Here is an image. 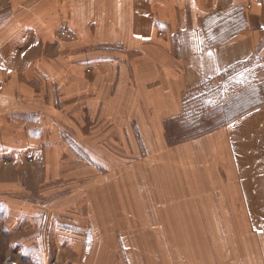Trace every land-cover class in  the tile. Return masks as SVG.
Segmentation results:
<instances>
[{"label": "crops", "instance_id": "crops-1", "mask_svg": "<svg viewBox=\"0 0 264 264\" xmlns=\"http://www.w3.org/2000/svg\"><path fill=\"white\" fill-rule=\"evenodd\" d=\"M236 7L248 8L246 30L197 51L202 21ZM262 43L264 0H0L5 253L21 264H264V105L215 136L220 156L201 182L190 168L181 182L176 156L156 214L143 200L133 237L132 219L100 214L86 233L83 212L68 210L79 207L87 160L110 158L116 137L132 145L134 127L158 128L180 111L182 89Z\"/></svg>", "mask_w": 264, "mask_h": 264}, {"label": "rangeland", "instance_id": "rangeland-1", "mask_svg": "<svg viewBox=\"0 0 264 264\" xmlns=\"http://www.w3.org/2000/svg\"><path fill=\"white\" fill-rule=\"evenodd\" d=\"M247 10V7H236L225 12L215 11L202 21L203 41L197 51L228 43L246 30ZM261 105H264V47L224 72L190 88L182 89L180 111H176L175 115L163 114L158 128L134 127L132 145L125 144L121 137H116L118 142L110 144L111 152H108V148L104 152L109 155V160H87L84 193L79 192L78 209L69 204V215H72V210L74 216L76 210L83 212L86 233L90 232L94 217L100 214L122 216L129 221L132 219L137 223L127 228L132 231L131 234L126 233L133 237V233L139 232L141 228V225H138V217L146 215L142 201L153 200L155 205H158L157 193L162 197L161 189L169 179L165 175L166 170L170 171L168 168L172 166L176 156L177 166L182 169L181 182H188L189 177L183 174L188 172L184 171L186 168L194 169L198 174L195 179H200L201 182V168L211 166V157L214 155L217 154L218 159L220 156L217 149L219 144L218 147L213 145L215 136L235 118ZM187 152L191 158L187 159L188 161L184 157H188ZM111 153L116 154L117 160L112 159ZM128 164L132 165V168H129L131 175L128 174ZM69 179L71 181L72 177ZM112 185L121 186L122 190L126 185L130 190L120 193L118 190L113 191ZM72 189L70 185L68 194L64 191L69 199L75 194ZM159 190L161 192H158ZM119 199L123 203L126 199L127 207L123 208V203L120 205L122 207H115V202ZM157 209L158 206L150 209L152 215L156 214ZM136 227L138 229L134 231ZM0 228L2 229V226ZM7 260L21 264L16 257L5 253L0 241V264H5Z\"/></svg>", "mask_w": 264, "mask_h": 264}, {"label": "built area", "instance_id": "built-area-1", "mask_svg": "<svg viewBox=\"0 0 264 264\" xmlns=\"http://www.w3.org/2000/svg\"><path fill=\"white\" fill-rule=\"evenodd\" d=\"M5 264H19V263L12 261V260H9V261L7 260Z\"/></svg>", "mask_w": 264, "mask_h": 264}]
</instances>
